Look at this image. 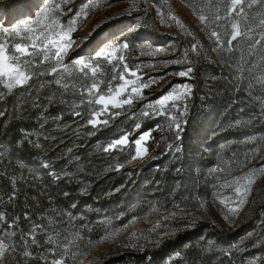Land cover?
<instances>
[{"label":"rangeland","instance_id":"1","mask_svg":"<svg viewBox=\"0 0 264 264\" xmlns=\"http://www.w3.org/2000/svg\"><path fill=\"white\" fill-rule=\"evenodd\" d=\"M88 2L96 6L87 9ZM249 3L251 0H245L243 13L237 11L229 16L231 0H49V8L52 9L50 15L62 25L77 19L76 31L72 33V48L63 60L71 75L54 61L40 64V58L36 57L34 74L26 85L12 91L0 86V102L10 99L15 104L16 116L29 118L36 108L37 98L30 88V84L35 81L47 86L51 92L47 97L48 104H53L52 108L59 112L55 116L51 105L42 107L41 111L48 119L45 133L25 130L17 136V143L27 139L36 146L42 141L47 144L50 141L60 143L68 129L67 114L81 106L83 94L91 98L84 89L95 81H103L101 89L106 91L112 76L117 77L113 85L120 83L119 75L124 72L125 63L128 68L137 71L141 78L136 86L141 83L150 86L143 90L142 99H135L132 105L123 109L113 110L119 111L120 115L109 119V122L117 117H124L123 123L130 119L136 121L132 131L125 132L119 138L125 134L132 135L137 130L136 124L150 117L174 116L181 126L185 124L187 109L193 106V75L191 73L188 77H180L177 73L189 67L193 69V57L204 64L201 76L204 93L199 104H194V107L200 105L202 112L207 115L216 110L217 116L203 125L207 136L199 139L196 145L200 155L202 151L208 154L200 158L212 163L207 166L204 175L208 183L207 191L203 197L191 201L193 206L174 207L158 213L151 221L139 220L119 228L115 233H106L95 239L79 237L77 232L60 230L64 226L60 222L47 235V239L51 237L54 243L41 245L36 238L33 244L37 248L27 255L30 256L28 264H48V261L60 257L62 246L66 244L69 258L65 264H100L111 256L155 248L194 224H199L196 232L185 240L168 244V255L158 258L159 254H154L151 264H264V254L258 252V244L264 239V26H259L260 19L264 18V2L252 7H248ZM56 4L61 7L55 8ZM43 7V0H0V41L19 42L16 37L6 36L3 29L11 30L22 20L35 18ZM85 10L88 11L87 18L78 19V14ZM217 14L222 17L219 21L215 20ZM172 15L180 19L183 28L170 19ZM200 15L208 17L207 26L199 20ZM233 23H239L245 35L229 45ZM148 30H153L152 36L147 35ZM213 30L220 34V47H217L215 38L211 37ZM257 40L261 41L260 44L255 43ZM124 43L129 45L127 49L121 47ZM192 44L198 45L195 52L191 49ZM110 45L118 48L117 57L123 56L124 61L113 58L109 63L104 58H95L96 52ZM80 58L91 62L93 67L98 66L95 77L91 75L90 69L79 71L80 66L75 65L74 61ZM54 66L58 68L57 73L50 71ZM74 78L81 87L76 84L70 92L67 90L70 86L68 84ZM127 78L134 79L131 76ZM185 84L191 87L190 95L170 101L167 115L143 116L145 111L152 112L149 105L159 109L156 101L171 93L176 86ZM69 100L71 103H68ZM172 104L179 105V110L173 109ZM181 112L184 115L181 116ZM100 119L108 117L102 116ZM166 122L175 129L170 119ZM98 126L102 128L104 125ZM122 130L124 132L126 129ZM143 133L138 134L132 143L129 140L127 146L117 149L122 154L133 149V156L136 149L134 141ZM218 133H224L226 140L220 137L209 139ZM148 140L149 137L146 143ZM46 152L42 149L40 154ZM148 156L147 150L142 158L131 159L134 163ZM28 166L21 172L11 170L8 175L25 185H31L32 181L39 184L45 181L40 171L34 169L37 166L35 163ZM245 178L255 181L251 185L248 202L239 213L232 214L228 207L234 206L238 199L233 188L238 182L243 183ZM229 197L232 199L227 200V207L220 203ZM257 213L259 217L254 219ZM177 223L181 225L177 226ZM243 223L251 229L239 237L218 236L209 229L211 226L232 233ZM30 240L33 242L32 235ZM29 244L26 238L24 246ZM6 245L0 249L2 264L17 263L21 255L20 246ZM53 247L56 248L55 257L49 252ZM177 252L179 256L175 255ZM124 259L130 264V256H124Z\"/></svg>","mask_w":264,"mask_h":264},{"label":"trees","instance_id":"2","mask_svg":"<svg viewBox=\"0 0 264 264\" xmlns=\"http://www.w3.org/2000/svg\"><path fill=\"white\" fill-rule=\"evenodd\" d=\"M152 31L148 30L147 35L152 36ZM193 59V106L187 109L182 131L177 133L169 127L168 117L141 121V127L128 138L132 143L138 134L149 131L146 143L149 156L134 163L131 159L133 149L124 154L118 149L107 152L104 149L112 140L132 131L136 121L130 119L123 123L124 117H117L102 128L89 125L87 121L93 106L86 102L91 98L84 94L85 103L67 114L68 129L61 142L47 144L42 141L39 146L28 139L17 143L16 139L25 130L45 133L48 119L41 111L45 105H51L54 115H59L58 110L52 108L53 104H48L51 92L47 86L38 81L30 84L37 102L29 118L16 116L15 104L10 99L0 102V214L5 217L0 220V239L5 244L20 246L21 255L15 264L30 263V256L25 253L30 254L37 248L30 240L32 234L37 243L46 245L49 243L47 235L60 222L64 224L60 230L95 239L139 220L151 221L158 213L174 207L193 206L191 201L204 196L208 187L204 175L212 162L200 158L208 154L202 151L200 155L196 145L199 139L207 136L203 125L215 118L217 111L207 115L200 105L194 107L204 93L201 79L204 64ZM78 83L74 78L67 90L73 91ZM75 112L81 115L76 116ZM122 129L126 130L122 132ZM217 137L227 138L224 133H218L209 139ZM42 149L47 152L40 154ZM31 163L37 165L34 169L45 177L44 182L32 181L31 185H25L8 175L14 169L17 172L27 169ZM258 217V213L253 216L254 219ZM37 225L40 228L33 233ZM247 225L241 224L232 233L211 226L209 229L218 236L239 237L251 229ZM198 226L190 225L155 248L111 256L100 264H128L124 256L131 257L130 264H151L154 254L164 258L168 255V244L187 239ZM26 238L28 246H24ZM258 252L264 254V239L258 244ZM68 258L69 254L65 260Z\"/></svg>","mask_w":264,"mask_h":264},{"label":"snow or ice","instance_id":"3","mask_svg":"<svg viewBox=\"0 0 264 264\" xmlns=\"http://www.w3.org/2000/svg\"><path fill=\"white\" fill-rule=\"evenodd\" d=\"M262 2H264V0H251V3L248 4V7H252L253 5ZM43 3L44 7L39 11L35 18L22 20L11 30L8 28L3 29V32L6 36L16 37L19 40V42L16 43L0 41V86L6 88L8 91H12L18 86L26 85L32 79L34 74L33 68L36 66V57L40 58V64L54 61L57 65L63 68L65 72L71 75L68 66L63 63V60L68 54L69 50L72 48V33L76 31L77 19L70 21L68 25H62L58 19H55L50 15L52 9L49 8V0H43ZM244 4L245 0H231V6L229 8L228 15L231 16L237 11H239V13H243ZM94 6L96 5L88 2L86 8L90 9ZM60 7V4L55 5V8L57 9ZM87 15L88 11L85 10L78 14V19H86ZM170 19L174 20L178 26L183 28V24L178 17L172 15ZM221 19L222 17L220 15L217 14L215 16L216 21ZM199 20L201 23H205L207 26V16L200 15ZM259 26H264V18L260 19ZM232 28L233 32L231 34V39L228 40L229 45H232L233 41L237 40V38L245 35V33L241 31L239 23H233ZM248 31H251V29ZM89 35H92V33H89ZM211 37L215 38L217 47H220V34L213 30L211 32ZM85 39H87V37H85ZM260 42V40H257L255 43L260 44ZM254 46L255 45H252V47ZM121 47L123 49H127L129 45L124 43L121 45ZM197 48V44L191 45L192 51L195 52ZM157 50L159 51L160 49ZM117 51L118 48L116 46L110 45L108 48L96 52L95 58L97 60L104 58L108 60L109 63L113 61V58H117L119 61H124L123 56L117 57ZM74 64L80 66V72H84L85 69H90L91 75L93 77L97 75L98 66L93 67L91 62H85L83 58L77 59L74 61ZM123 68L124 72H121L119 75V81L121 82L113 85V81H116L117 77L112 76L111 80L108 81L106 91H102L101 89V85L104 83L103 81H95L84 89V92L87 93L89 97H91V99H88L86 102L93 106V110L90 113L91 118L87 121L89 125H92L93 127L98 125H107L109 119L120 115L119 111L113 110L123 109L125 106L132 105L135 99H142L143 90L150 86L148 83H141L139 86H136L138 81L141 79L138 76L137 71L128 68L126 63L123 65ZM50 71L51 73H57L58 68L54 66ZM192 71L193 69L189 67L186 71H180L177 73V75L180 77H188ZM128 76L134 77V79H128ZM56 83L59 84L60 81L57 80ZM64 87L67 88L68 85L65 84ZM190 93L191 87L189 85L185 84L183 86H176V88H174L171 93L156 101V104L159 105V109L153 105H149V107L152 109V112L145 111L143 112V116L148 117L152 114L167 115V105L170 101L181 100L184 96L190 95ZM81 103L83 104L85 101L82 99ZM95 106L100 107L96 108ZM171 107L173 109L179 110V105L172 104ZM180 114L181 116L184 115L183 112ZM74 115L80 116L81 113L75 112ZM102 116H106L108 119H100ZM168 118L175 125L177 133L182 131L181 123L177 121L176 117L169 116ZM135 127L139 129L141 125L136 124ZM149 135V132H144L138 139L134 141L136 149L135 154L132 156L133 160L142 158L147 154V147L144 145ZM128 143V134H125L121 138L110 143L104 150L106 152L112 151L117 148L127 146ZM213 171H215V169ZM254 182L255 181L252 178H245L243 183L238 182L237 186L233 188L234 194L238 199L235 201L234 206L228 207V211L230 213L237 214L242 210V207L248 202V194H250L251 185ZM231 199L232 198L229 197L226 200H221L220 203L227 207V200ZM3 219H5L4 215L0 214V220ZM37 228H40V226H35L33 233H35ZM32 241L33 243H36L35 234H32ZM48 242L54 243L51 237H49ZM5 247H7V245L5 244L4 240L0 239V249H4ZM62 248L63 252L60 254V257L48 261V264H65V257L68 255V245H63ZM49 252L54 257L57 255L55 247L50 248ZM25 255L30 254L25 253ZM175 255L179 256L180 253L177 252ZM0 264H2V257H0Z\"/></svg>","mask_w":264,"mask_h":264}]
</instances>
